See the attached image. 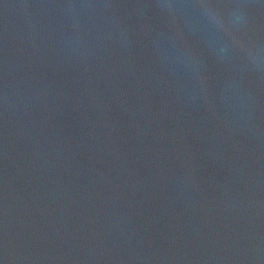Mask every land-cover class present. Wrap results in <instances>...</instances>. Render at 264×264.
Here are the masks:
<instances>
[{"label":"water","instance_id":"95a60500","mask_svg":"<svg viewBox=\"0 0 264 264\" xmlns=\"http://www.w3.org/2000/svg\"><path fill=\"white\" fill-rule=\"evenodd\" d=\"M0 264H264V0H0Z\"/></svg>","mask_w":264,"mask_h":264}]
</instances>
